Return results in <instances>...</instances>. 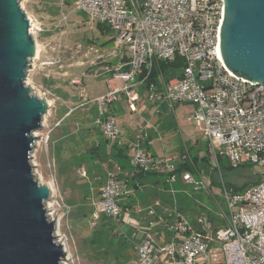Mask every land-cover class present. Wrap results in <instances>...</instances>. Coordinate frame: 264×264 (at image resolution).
<instances>
[{"label":"rangeland","instance_id":"obj_1","mask_svg":"<svg viewBox=\"0 0 264 264\" xmlns=\"http://www.w3.org/2000/svg\"><path fill=\"white\" fill-rule=\"evenodd\" d=\"M68 1H19L38 49L37 55L28 59L27 65L32 67L26 68L25 84L33 95L43 96L50 104L42 127L32 133L37 137L30 153L32 172L39 184L49 188L45 208L49 220L55 222L57 242L65 251L61 264H132L136 233L156 237L159 232H171L178 216L196 223L202 215H217L225 207L222 193L226 182L240 185L261 168L250 165L244 153L230 159L242 166L232 167L225 157L217 165L212 154V164L203 161L197 165L195 154H205V142L188 118L191 105L161 103L163 79L159 78L160 84L145 81L135 88L137 100L118 92L111 102L121 137H135L143 129L153 153L172 160L175 167L193 166L190 173L202 185L185 184L178 172L170 180L168 170L160 168L141 178L138 188L127 185L128 193L122 201L130 210H122L116 221H102L100 225L91 214L85 218L73 214L75 206L89 211L90 198L104 184L107 173L119 168L116 150L111 146L97 151L91 148L93 140L101 138L95 124L96 99L120 90L124 81L108 71L118 66V60L110 54L111 36L102 34L95 20ZM91 126L96 129L86 131ZM127 155L130 158L129 148ZM121 163L124 172L132 169L128 159Z\"/></svg>","mask_w":264,"mask_h":264},{"label":"built area","instance_id":"obj_2","mask_svg":"<svg viewBox=\"0 0 264 264\" xmlns=\"http://www.w3.org/2000/svg\"><path fill=\"white\" fill-rule=\"evenodd\" d=\"M64 1V0H63ZM74 9L90 19L108 25L114 33L110 54L120 58L113 75L124 84L96 99L95 124L107 141L118 140L120 131L108 102L119 92L137 100L135 88L145 82L157 60L183 58L181 75L164 82L161 103L186 102L192 105L189 119L200 130L217 164L219 154L248 156L259 165L262 178L258 189L230 193L223 189L224 210L217 216L224 223L213 229L205 215L190 231L187 223H173L172 236L161 241L152 234L136 233V257L132 264H264V84H251L227 72L216 53L217 29L222 0H72ZM143 129L128 139L130 164L146 170L173 161L154 160L146 149ZM150 145V142L147 141ZM231 161V160H230ZM232 163V162H231ZM233 164V163H232ZM108 172L100 193L91 200V216L101 214L118 219L122 207L118 198L127 193ZM182 181L202 185L185 171ZM243 203H239L240 199ZM65 211L68 206L64 205ZM123 220V217H122Z\"/></svg>","mask_w":264,"mask_h":264},{"label":"water","instance_id":"obj_3","mask_svg":"<svg viewBox=\"0 0 264 264\" xmlns=\"http://www.w3.org/2000/svg\"><path fill=\"white\" fill-rule=\"evenodd\" d=\"M20 0H0V264H61L47 185L32 172V133L50 104L25 84L35 54ZM216 53L230 75L264 84V0H222Z\"/></svg>","mask_w":264,"mask_h":264},{"label":"trees","instance_id":"obj_4","mask_svg":"<svg viewBox=\"0 0 264 264\" xmlns=\"http://www.w3.org/2000/svg\"><path fill=\"white\" fill-rule=\"evenodd\" d=\"M68 2L69 1L66 0V3H68ZM96 27L99 29V31L102 34L111 36V39L108 40V42L112 41L114 33H113V30L108 25H106L104 23H101V22H96ZM183 66H184V61H183V58L180 57V56H176L175 59L173 61H170V62L163 61V60H157V61H155L153 63L152 71H151L148 79L146 80V82L154 81V82H156V84H160L159 78H162L163 82H173V81H175L176 79H178L180 77L182 69H183ZM108 71H110L111 74L113 75L114 69H109ZM113 100L109 101L108 105H110ZM92 129L95 130L96 127L91 126V127L87 128L86 131L90 132ZM99 134H100L101 138H99L98 140H95V139L93 140L94 145H93V148H91V150H96L97 151L99 148L107 147V140L103 137L100 129H99ZM147 141H149V140L145 139L146 149L149 151L150 147L147 144ZM196 143H199V142L196 141ZM192 146H194V145L192 144ZM110 148H113V149L116 150L115 158H116L117 161L120 162L119 168H117L114 177L117 180H119V182L121 183L122 187L125 188V189H126V187H127V185L129 183L132 185L133 188H138L139 180L141 178H145V177L151 175V173L159 171L160 168H163L162 164L158 165V168H156L154 163L152 164V166L150 168H148L146 170H139L137 168H134L130 164V158L127 155L128 143H123V144L114 143ZM190 148H192V147L190 146ZM204 149H205V154L203 156H199L198 153L195 154L198 157V161L196 162L197 165L199 163L203 162V161H205L208 164H212V163H210V155L211 154H210V151H209L208 146H207L206 143H205V148ZM149 155L154 160L165 159L163 156L152 154L151 152H149ZM223 157H225V156H223L221 154L218 155V157H217V165H220L221 161L223 160ZM124 159H128V163L132 167V169L128 170L127 172L123 171V167H122L123 164L121 163ZM195 160H196V158H195ZM228 161H229V163H230V165L232 167H235V166L239 165V164H235L234 165V164L231 163L230 160H228ZM245 165H247L246 167L249 168V166L252 165V164H250V165L249 164H245ZM239 166H242V165H239ZM193 170H194V167L190 166L188 164H182V165L176 166V167L174 165L173 169L168 170V174H169L170 180H172L173 179V174L176 173V172H178L179 175H181L185 171L191 172ZM122 174H124V176H123L124 180L120 181V176ZM261 178H262L261 173L260 172H255V176L252 179L246 180L240 185H236V184L231 183V182H226V190L228 192H230V193H238V192L239 193H242V192L243 193H247V192H251L254 189H258L259 188ZM102 179H104V178H102ZM101 187H100V189H101ZM100 189L97 191L95 196H92L90 198V203H91V199H93L94 197H96L100 193ZM127 193L125 195L120 196L118 198V203L122 207V210H128L129 211L130 210L128 208L129 204L123 203V201H122L124 199V197H126ZM86 197L88 198L89 195L86 194ZM243 202H244V199L241 198L239 200V203H243ZM89 206H90L89 211H87L86 207H84V206L83 207L75 206L73 208V210H72L73 211L72 213L75 214V215L80 214V216H79L80 218L88 217V216H90V214L92 212L91 204H89ZM205 216L212 223L213 229L218 228L219 226H221L224 223L220 218H218L217 215L208 214V215H205ZM155 219L160 220V218L158 216H156ZM109 220H112V218L109 217V216H106L105 214H101L99 216L97 222H98V224H100L102 221H109ZM113 220L116 221L117 219H113ZM149 223L151 224V222H149ZM177 223H187V222H186V220L184 218H182L181 216H178V218L174 221V224H177ZM187 224H188L187 225L188 227H187V229L182 230L183 232L190 231L191 229L197 227L196 223H187ZM100 225H103V224H100ZM168 230H170V229H168ZM171 236H172V231L169 232V233H164L161 236L158 235L157 239H159L161 241H167V240L170 239ZM135 257H136V253H135ZM135 257H134V259H135Z\"/></svg>","mask_w":264,"mask_h":264},{"label":"crops","instance_id":"obj_5","mask_svg":"<svg viewBox=\"0 0 264 264\" xmlns=\"http://www.w3.org/2000/svg\"><path fill=\"white\" fill-rule=\"evenodd\" d=\"M117 60H118V65H119V63H120V58H118V57H115ZM118 67V66H117ZM113 99L114 100H116V98H115V96L113 97ZM112 99V100H113ZM181 103H186V102H181ZM176 104H179V103H176ZM187 104H190V103H187ZM191 105V104H190ZM191 107H192V105H191ZM106 109H107V114L108 115H110V116H115L114 115V107L112 106V104H110V105H107V107H106ZM192 110V109H191ZM111 112V113H110ZM190 113V112H189ZM189 113H188V115H189ZM115 118V117H114ZM188 118H189V116H188ZM116 120V119H115ZM118 126V125H117ZM99 129V128H98ZM202 135V134H201ZM132 138L133 136H128V138ZM129 138V139H130ZM127 141H128V139H123L122 137H121V135L119 136V138H118V140H114V141H107V147H110V146H112L114 143H117V144H123V143H127ZM151 146V142H150V145H149V147ZM149 152H151L152 154H155V153H153V151L149 148ZM92 200V199H91ZM163 233H161V232H159V236H161ZM157 235V236H158ZM157 236H156V238H157ZM133 262V261H132Z\"/></svg>","mask_w":264,"mask_h":264},{"label":"bare ground","instance_id":"obj_6","mask_svg":"<svg viewBox=\"0 0 264 264\" xmlns=\"http://www.w3.org/2000/svg\"><path fill=\"white\" fill-rule=\"evenodd\" d=\"M35 55H37V53H38V49H37V46H35Z\"/></svg>","mask_w":264,"mask_h":264}]
</instances>
